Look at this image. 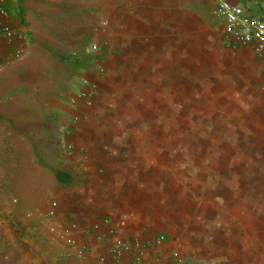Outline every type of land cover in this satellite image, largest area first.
I'll return each instance as SVG.
<instances>
[{
    "label": "crops",
    "instance_id": "0c3cea01",
    "mask_svg": "<svg viewBox=\"0 0 264 264\" xmlns=\"http://www.w3.org/2000/svg\"><path fill=\"white\" fill-rule=\"evenodd\" d=\"M229 1L264 21V0ZM101 5L106 47L101 74L84 72L96 85L90 103L36 111L33 97L9 100V119L24 120L27 135L41 121L43 147L30 140L33 153H47L73 178L61 183L48 168L50 183L25 176L31 196H17L7 264H129L132 254L112 258L119 238L142 244L145 264H169L174 252L183 264H264L263 62L252 47L224 42L213 0ZM1 6L28 40L2 74L17 84L23 73L30 92L39 75L48 81L56 72L43 59L79 56L99 36L95 0ZM58 73L45 99L51 108L67 96L59 87L81 85L76 67ZM51 197L60 203L55 218ZM68 218L78 225L74 245L61 236Z\"/></svg>",
    "mask_w": 264,
    "mask_h": 264
},
{
    "label": "rangeland",
    "instance_id": "374dc122",
    "mask_svg": "<svg viewBox=\"0 0 264 264\" xmlns=\"http://www.w3.org/2000/svg\"><path fill=\"white\" fill-rule=\"evenodd\" d=\"M83 1V0H81ZM86 1V0H85ZM106 0H95L96 2V26L99 29V36L95 38H91L90 40H86L83 45V54H79V56L74 55V59L80 58L84 55L90 54L94 57L91 61L89 70H96L98 74H101L102 69L98 67V63L101 56L102 50L106 47L103 46L106 44L105 42V25L106 23L101 20V8L102 5L99 6L101 3L103 4ZM213 25L220 26L218 21L213 22ZM97 45L98 50H94L93 46ZM57 60V59H56ZM53 58H48V61L43 59V64L46 67H50V69L56 70L55 74L53 75L59 77L60 74L58 73L61 69L67 70V72H71L72 66L74 63L72 61H66L67 63H60L57 62ZM75 67V66H74ZM85 72V71H84ZM84 72H80L81 75V85H78V88H72L71 86H67L66 88L59 87V92L62 94V91L65 92L67 96L65 98H61L64 102L59 105L60 108H56L51 105H47L46 97L50 95H54L53 88H49L50 86L54 85V82H51L50 79L53 81L55 78L53 76L49 77L48 81L46 76L42 78L37 77V81H34L38 86L32 88L30 92L28 89H25L26 86H23V80H27L24 77L23 73L19 74V80L16 84L15 78L10 77V74L7 75L5 73L2 74L0 72V264H7V256L10 246L8 245L6 239L8 235V231L10 229H14L15 226L18 228L19 224L13 223V220L17 218L12 211L14 208L15 211L18 209L19 202H18V195L24 193L25 197H30L28 194V186L31 187L30 180H24L25 176H32L40 178L44 181H49L50 183V172L47 168H45L42 163L53 166L54 168L58 167L59 165L48 156L45 152H36L37 156L41 157L42 161H38L36 155L33 153L32 145L30 140L36 142L37 147H43L39 141L40 135V124L41 121H35V126L33 131H31V127L27 128L28 132H32V137L27 135L24 130L25 121L24 120H16L17 125L15 122L9 119V115L11 107L13 104L9 102L11 99H17L21 102L20 105H24V102L27 101L28 98L33 97L36 99L35 101V108L36 111L45 110L51 111L52 109H60L65 112H69L72 109H75L78 103H74L73 99L77 96V94L82 91L86 90L85 85L83 83L84 80H89L92 82L87 76H85ZM36 78V75L33 76ZM74 93V94H73ZM55 100V97L53 96ZM15 101V100H13ZM79 103L84 104L83 101H78ZM49 106V107H48ZM85 106V105H84ZM22 107V106H21ZM11 121V123L9 122ZM70 122V121H69ZM31 138V139H30ZM55 154V151H53ZM24 181L28 185H24ZM31 193V192H30ZM50 200V198L48 199Z\"/></svg>",
    "mask_w": 264,
    "mask_h": 264
},
{
    "label": "built area",
    "instance_id": "2783aa9c",
    "mask_svg": "<svg viewBox=\"0 0 264 264\" xmlns=\"http://www.w3.org/2000/svg\"><path fill=\"white\" fill-rule=\"evenodd\" d=\"M216 6V16L221 21L224 42L232 47H252L255 56L263 62L264 75V21L249 16L244 8L232 4L229 0H213ZM28 40L22 26L15 22L13 17L1 6L0 0V71H2L10 60L21 59L27 50ZM98 50V46H93ZM86 90L80 91L73 102L83 101L84 105L90 103V98L96 85L89 80L83 81ZM60 209V203L55 197L49 200L48 216L57 217ZM78 225L75 220L68 218L64 222L61 230V236L64 237L70 245L77 243L76 229ZM56 227H51V232L55 233ZM164 238L160 239L163 242ZM112 258L120 261L122 256L132 254L129 264H145L143 256V245L129 239H116L111 246ZM184 258L179 252H174L169 264H183Z\"/></svg>",
    "mask_w": 264,
    "mask_h": 264
},
{
    "label": "trees",
    "instance_id": "16d2710c",
    "mask_svg": "<svg viewBox=\"0 0 264 264\" xmlns=\"http://www.w3.org/2000/svg\"><path fill=\"white\" fill-rule=\"evenodd\" d=\"M91 37L88 39L90 40ZM54 57L56 59H63V60H66V61H72L74 63V66L80 70V72H84V71H87L89 70L90 68V64H91V61L94 59L93 56H91L90 54H87V55H84L82 57H78L76 59H74L72 56H63V57H60L56 54H54ZM42 165L48 169H50L56 176H57V179L59 180V182L61 183H67V182H71L72 181V178H73V174L71 172H64V171H61V170H58V169H55L49 165H46L44 163H42Z\"/></svg>",
    "mask_w": 264,
    "mask_h": 264
}]
</instances>
